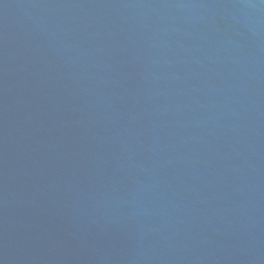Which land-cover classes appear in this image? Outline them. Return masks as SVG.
I'll list each match as a JSON object with an SVG mask.
<instances>
[{
    "label": "water",
    "instance_id": "obj_1",
    "mask_svg": "<svg viewBox=\"0 0 264 264\" xmlns=\"http://www.w3.org/2000/svg\"><path fill=\"white\" fill-rule=\"evenodd\" d=\"M0 264H264V0H0Z\"/></svg>",
    "mask_w": 264,
    "mask_h": 264
}]
</instances>
